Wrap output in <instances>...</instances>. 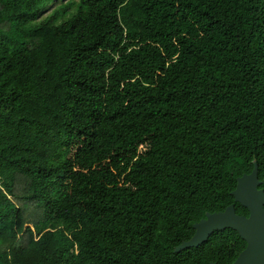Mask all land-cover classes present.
I'll return each mask as SVG.
<instances>
[{
    "label": "trees",
    "instance_id": "16d2710c",
    "mask_svg": "<svg viewBox=\"0 0 264 264\" xmlns=\"http://www.w3.org/2000/svg\"><path fill=\"white\" fill-rule=\"evenodd\" d=\"M0 0V264H234L264 191V0Z\"/></svg>",
    "mask_w": 264,
    "mask_h": 264
},
{
    "label": "water",
    "instance_id": "95a60500",
    "mask_svg": "<svg viewBox=\"0 0 264 264\" xmlns=\"http://www.w3.org/2000/svg\"><path fill=\"white\" fill-rule=\"evenodd\" d=\"M260 184L258 166L254 161L252 171L237 179L236 189L232 192L235 203L247 209L248 217L236 215L234 203L221 213L207 214L204 220L194 225L192 239L176 247L175 252L199 248L214 233L231 230L247 244L234 264H264V191L258 188Z\"/></svg>",
    "mask_w": 264,
    "mask_h": 264
},
{
    "label": "rangeland",
    "instance_id": "374dc122",
    "mask_svg": "<svg viewBox=\"0 0 264 264\" xmlns=\"http://www.w3.org/2000/svg\"><path fill=\"white\" fill-rule=\"evenodd\" d=\"M69 1H76V0H63L61 2H57L55 4L52 5V8L49 9V11L46 12V14L44 15V17L48 14H50L52 12L53 9H55V7H58L59 5H63V4H67Z\"/></svg>",
    "mask_w": 264,
    "mask_h": 264
}]
</instances>
